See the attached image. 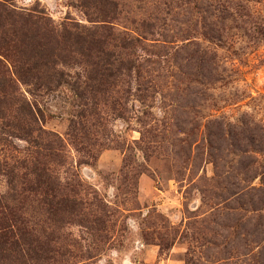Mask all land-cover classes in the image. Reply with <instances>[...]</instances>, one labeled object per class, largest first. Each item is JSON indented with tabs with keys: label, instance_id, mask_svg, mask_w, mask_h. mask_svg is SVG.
<instances>
[{
	"label": "rangeland",
	"instance_id": "374dc122",
	"mask_svg": "<svg viewBox=\"0 0 264 264\" xmlns=\"http://www.w3.org/2000/svg\"><path fill=\"white\" fill-rule=\"evenodd\" d=\"M9 5L97 31L49 89L19 81L0 51V161L36 148L14 127L33 102L48 131L35 135L63 140L67 163L52 166L82 199L59 226L40 215L57 229V264H264V0ZM105 62L115 76L98 92L87 77Z\"/></svg>",
	"mask_w": 264,
	"mask_h": 264
},
{
	"label": "trees",
	"instance_id": "16d2710c",
	"mask_svg": "<svg viewBox=\"0 0 264 264\" xmlns=\"http://www.w3.org/2000/svg\"><path fill=\"white\" fill-rule=\"evenodd\" d=\"M12 1L0 0V33L9 34V37L0 36V51L4 52L1 54L14 64L17 79L32 85V91L49 89L64 80L62 66L69 65L77 54H84L79 52L83 50L80 42L84 44L91 37L96 38L97 31L87 32L85 37L84 31L79 29L80 24L70 17L57 24L44 9H17L9 5ZM125 37V44L132 40L141 42L139 37L128 34ZM107 63L111 64H100L102 69L100 72L97 70L98 78L86 75L87 79L98 84V92L106 91L108 80L115 76ZM125 65L127 71L135 67L129 58ZM137 77L140 79L138 84L142 83L137 87L139 100L144 102L150 96V80L141 82L139 73ZM24 112L20 116L17 111L14 127L20 132V138L36 148L12 160L0 161V174L5 176L8 184V189L0 193V264H57L58 251L53 245L57 229L52 228L46 234L40 226V215L46 214L42 227L46 222L51 227L59 226L57 216L60 213L74 212L83 203L75 188L64 189L60 171L52 166L54 159L61 166L67 163L63 140L60 137L54 140L58 148L56 152L53 140L42 138L41 134L35 135L36 131L48 134L40 126L45 121L42 110L29 101ZM30 197L35 201L32 215L27 205Z\"/></svg>",
	"mask_w": 264,
	"mask_h": 264
}]
</instances>
